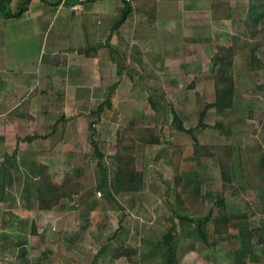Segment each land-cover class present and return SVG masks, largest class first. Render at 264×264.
Wrapping results in <instances>:
<instances>
[{
  "label": "rangeland",
  "instance_id": "374dc122",
  "mask_svg": "<svg viewBox=\"0 0 264 264\" xmlns=\"http://www.w3.org/2000/svg\"><path fill=\"white\" fill-rule=\"evenodd\" d=\"M110 1L100 0L96 6L113 13L116 5ZM187 1L194 9L188 10V15L181 17L183 23L179 22L182 26H189V40L185 42L176 36L172 40L160 41L155 51L158 54L147 55V63L125 62L119 80L116 76L119 83L114 92V110L97 124L95 138L109 142L114 141L130 123L158 124L162 143L152 147H144L139 143L136 152L138 166H143L146 171L145 189L118 194L117 198L125 206L120 209L97 187L101 172L95 164L90 144L92 135L86 115L89 110L87 113L78 111L81 118L73 124L76 135L69 145L76 150L72 156V163L76 165L70 168L68 164V167H64V175L53 179L61 182L66 174L80 168L83 189L74 196L72 203L67 201L62 207L66 209L62 217L55 219L49 214L47 218L41 219V236L34 239L33 244L31 240L27 242L30 248L28 264H163L166 252H162L161 246L155 241L162 237L169 224L168 217L173 216L177 221L176 215L180 211L194 216L205 215L211 206L209 201H201V198L187 199L185 196L183 208L177 205L176 191L181 186L176 185L175 169L179 167V161L182 162L186 156L194 153H197L196 161L189 157L187 170L196 172L200 191L204 193L207 189H222L226 184L229 211L247 212L255 233L252 252L244 253L241 250L239 231L232 228L231 238L219 241L214 246L206 245L205 252H201L204 255L202 258L207 264H264V87H258V84H264V68L252 72L249 66L253 44H258L259 54L264 60V17L256 21L251 16V5L259 0ZM97 14L94 13L95 20ZM119 14L110 15L118 21L121 19L117 18ZM66 16L65 9L52 14L55 17V25L52 26H63ZM36 25L29 20L28 26ZM40 37L41 34L30 43V52L37 56L44 53ZM39 41L38 48H35ZM231 43L236 46L233 69L237 75V87L234 107L225 111L212 107L205 118L210 123L222 121L226 128H231V132L225 133L213 126L198 127L199 111L204 102L215 98L211 70L213 52L220 45ZM104 65L101 63L99 67L107 73H113L114 66L117 67V63L113 68ZM77 67L76 62L71 69ZM95 72L96 68L94 76L97 74ZM112 77L99 78L97 84L111 83ZM192 80L195 81L194 86H190ZM94 90V96H105L108 92V88L95 87ZM49 98L56 99L57 96ZM86 99L91 101V98ZM152 99L156 105L151 102ZM173 107L183 118L185 126L195 127L198 146L190 133L173 126ZM61 109L63 107L60 105V108L50 111L48 120L58 118ZM5 114L0 113L1 124L10 118L14 119L12 115ZM3 129L0 128V131ZM10 131H13V126ZM9 136H12V132ZM57 137L35 148L49 149L50 144L59 140H56ZM113 162L111 154L106 156L105 163L109 165L110 171L114 168ZM222 163L230 180L223 179ZM179 169L181 172L183 166ZM31 176L37 181L36 174ZM4 183L8 184L10 192L6 202L14 200L12 195L18 194L21 178L18 176L12 182L6 177ZM168 186L171 190L167 193ZM3 206L1 203L2 210ZM122 218L130 228L128 241L148 252L142 262L133 263L125 258V254L118 255L121 251L119 243L109 239ZM12 235L15 237L9 244L11 261L22 264L21 243L25 241V235ZM144 238L148 241H144ZM104 246L106 248L101 251ZM183 246L181 252L185 250Z\"/></svg>",
  "mask_w": 264,
  "mask_h": 264
},
{
  "label": "crops",
  "instance_id": "0c3cea01",
  "mask_svg": "<svg viewBox=\"0 0 264 264\" xmlns=\"http://www.w3.org/2000/svg\"><path fill=\"white\" fill-rule=\"evenodd\" d=\"M98 1L32 0L26 12L12 18L5 17L0 11V113L14 117L0 123V128H5L0 131V204H4L0 215V264H18L10 257L9 244L15 237L12 233L25 235L20 258L22 264H28L30 248L27 242L31 240L33 244L34 239L41 236V219L49 214L55 219L62 217L66 214L62 207L67 201L72 203L73 200L64 197L52 209L40 208L37 197L39 175L46 169L55 179L64 175V167L68 164L70 168L76 165L72 163L76 150L69 145L76 135L72 127L80 117L77 112L87 113L90 109L86 97L94 96L95 87L110 86L108 82L97 84V79L112 75L119 80L114 66L118 60L147 63V55L158 54L155 51L160 41L176 36L185 42L189 40L190 28L181 24V17L194 9L187 0H111V4L116 5L113 13L117 15L122 11L117 18L124 10H130L120 24L112 19V12L96 6ZM64 9L67 14L64 25L52 26L55 25L52 14ZM94 13H98L96 20ZM29 20L37 25L28 26ZM39 34L44 47L42 56L30 52L31 40ZM38 44L40 41L35 48ZM76 62L78 67L72 70ZM101 63L114 66V72L101 69ZM212 86L214 88L213 76ZM53 95L57 98H49ZM60 105L63 110L59 117L48 120V113ZM11 126L13 131H10ZM57 135L56 140H59L50 144L49 149L35 148L40 143H49ZM35 174L37 181L31 178ZM18 176L21 185L15 194L17 198L13 194L14 200L6 202L10 192L4 180L7 177L13 182ZM181 246L185 249L183 252ZM205 248L204 243L181 236L178 259L183 264H207L201 253Z\"/></svg>",
  "mask_w": 264,
  "mask_h": 264
},
{
  "label": "trees",
  "instance_id": "16d2710c",
  "mask_svg": "<svg viewBox=\"0 0 264 264\" xmlns=\"http://www.w3.org/2000/svg\"><path fill=\"white\" fill-rule=\"evenodd\" d=\"M31 1L17 0L14 2V0H0V11L7 18L20 17L29 9ZM129 11L128 9L124 10L117 24H120V22L126 19ZM250 11L254 20L259 21L260 18H263L264 0L253 3ZM259 50L258 44H253L250 48L251 60L249 66L252 72L264 68V60L259 54ZM235 55V43L220 45L213 52L211 58L213 67L211 70L213 73L215 98L204 102L203 108L199 111L198 127L206 128L213 126L223 130L225 133L231 132V128H226L222 121L210 123L205 118L208 110L212 107L217 108L219 111H225L226 109L234 107L235 90L237 87V75L233 69ZM124 63L120 62V60L117 61V74H121L123 71L125 67ZM112 79L105 96L96 95L91 98L87 116L89 118V129L92 135L90 144L92 145L95 164L101 172V178L97 187L105 192V195L114 206L124 209L125 206L117 198V195L126 192L143 191L147 183L144 167L138 166L136 152L139 143H142L144 147H152L162 143V136L158 132V124L130 123L119 132L117 138L112 142L95 138L97 124L106 115H109L115 107L114 92L119 82L116 76H113ZM194 85L195 81L192 80L190 86ZM258 87L263 88L264 84H258ZM197 94L199 95L198 92ZM151 102L155 105L157 104L153 99ZM172 123L176 129L190 133L195 139V145L198 146L199 140L195 132V127L185 126L183 118L174 107ZM109 154H111L114 161L112 171H110L109 165L105 163V158ZM196 156L197 153H194L186 156L182 162L179 159L177 160L179 161L177 165L179 167L183 166L181 172L179 167L175 169L176 185L181 186L176 191L177 205L178 208L182 209L186 198L193 200L201 198V201H209L211 206L205 215L194 216L180 211L176 215L178 217L177 221L174 220L173 216L168 217L169 224L166 226L162 237L155 241L158 246H161L162 252H166L163 264H183L177 255L181 236L191 237L203 242L207 246H214L219 241L230 239L232 236V228H237L239 231L241 250L244 253L252 252L253 250L252 245L255 233L250 226L248 214L247 212L236 213L229 211L226 184L222 189H207L203 193L200 191V182L196 172L191 169L187 170L190 163L189 157L194 158L196 161ZM222 175L224 180H230V176L227 174L223 163ZM166 182L169 185V182ZM168 187L167 193L171 190L170 186ZM82 189L83 180L80 168L79 170L66 174L61 182H56L46 169H42L37 185L39 207L52 209L64 197L73 200L76 194L82 192ZM129 231L130 228L124 224V218H122L119 227L109 239L116 240L119 243L121 251L118 252V255H121V253L125 254V258L133 263L142 262L144 261V257L148 256V252L146 250H140L139 246L128 241L127 236ZM144 241L148 240L144 238ZM104 248L106 247L101 248V251Z\"/></svg>",
  "mask_w": 264,
  "mask_h": 264
},
{
  "label": "built area",
  "instance_id": "2783aa9c",
  "mask_svg": "<svg viewBox=\"0 0 264 264\" xmlns=\"http://www.w3.org/2000/svg\"><path fill=\"white\" fill-rule=\"evenodd\" d=\"M0 214H1V204H0Z\"/></svg>",
  "mask_w": 264,
  "mask_h": 264
}]
</instances>
